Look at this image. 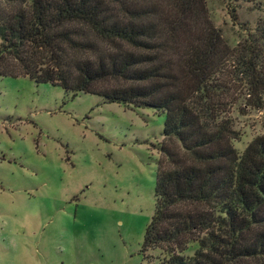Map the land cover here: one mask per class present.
<instances>
[{
    "label": "trees",
    "instance_id": "obj_1",
    "mask_svg": "<svg viewBox=\"0 0 264 264\" xmlns=\"http://www.w3.org/2000/svg\"><path fill=\"white\" fill-rule=\"evenodd\" d=\"M169 3L0 0V77L163 114L143 251L160 249L158 264H264V135L238 153L232 117L264 107V19L231 48L204 0Z\"/></svg>",
    "mask_w": 264,
    "mask_h": 264
},
{
    "label": "rangeland",
    "instance_id": "obj_2",
    "mask_svg": "<svg viewBox=\"0 0 264 264\" xmlns=\"http://www.w3.org/2000/svg\"><path fill=\"white\" fill-rule=\"evenodd\" d=\"M148 1L170 12L169 0ZM204 3L231 48L264 19V0ZM232 117L241 154L264 135V107ZM163 123L150 108L0 77V264H158L164 253L143 244Z\"/></svg>",
    "mask_w": 264,
    "mask_h": 264
}]
</instances>
